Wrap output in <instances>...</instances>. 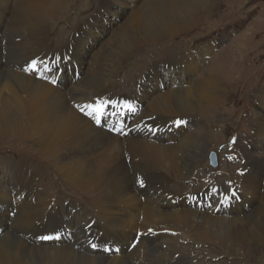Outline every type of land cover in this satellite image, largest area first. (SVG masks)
<instances>
[{
	"label": "bare ground",
	"instance_id": "1",
	"mask_svg": "<svg viewBox=\"0 0 264 264\" xmlns=\"http://www.w3.org/2000/svg\"><path fill=\"white\" fill-rule=\"evenodd\" d=\"M67 1L0 0V147L3 136L23 143L29 159L38 154L55 173L48 178L41 164L2 160L0 264H220L237 245L257 258L244 244L259 249L263 263L264 87L256 91L253 134L239 147L244 167L237 176L235 165L221 185L204 175L212 139L198 131L210 116L204 107H219L234 89L221 70H207L215 60L201 69L204 49L195 48L160 78L125 76L141 45L186 33L215 0H115V24L103 16L91 29L94 6L58 41L55 23ZM84 34L93 45L86 50L74 40ZM79 53L85 64L64 65ZM122 88L130 104L120 99ZM190 125L197 130L187 132ZM216 190L229 205L210 196Z\"/></svg>",
	"mask_w": 264,
	"mask_h": 264
},
{
	"label": "rangeland",
	"instance_id": "2",
	"mask_svg": "<svg viewBox=\"0 0 264 264\" xmlns=\"http://www.w3.org/2000/svg\"><path fill=\"white\" fill-rule=\"evenodd\" d=\"M126 2H129V0ZM94 6L98 9V15L93 22L88 23L89 26H92L90 27L91 29H96L97 26H101V19L103 16L111 20L112 24H115L118 20L115 14H113V9L116 11L117 8L115 0H68L65 7L58 12V19L55 23L57 25V30L54 34L55 39L58 41L65 40L67 38L66 31L78 27L81 24L80 18L82 14L89 11ZM109 9H111V13L107 11ZM126 10L125 8L122 9V11ZM171 36L172 35L167 34L164 35L161 41L149 42L141 45L140 48L137 49V52L130 58L131 64L125 69V76L132 77L136 75L139 77H150L152 75L151 73L154 72L158 75V78H160L164 73L163 68H167V66L172 64H178V60L192 57L196 54L194 53L195 48L198 51L204 49V53L202 51L203 54H201L200 57L202 58L200 60L201 69L206 66L209 67L213 63L212 59L215 60L213 66L207 70H215L216 72L217 69L218 71L221 70L225 80L231 83L234 89L228 96L227 101L219 107H204L210 116H202L205 122V130L198 131L207 132L210 137L209 139H212L209 140L210 143H208L211 147L209 154L213 153L216 157V165L212 166L209 160L206 161V167L211 165V173L209 176L218 178L219 183L224 184L225 179L228 180V177H231L230 174L235 173V165H239V168H237V176H240L244 164L239 154V147L240 144H246L249 136L251 137L253 134L252 127L256 124V113L261 107L259 101H257L259 95L256 91L259 87H264V0H215L208 9L199 12L198 23L189 31L181 33L175 38ZM88 38L89 36L84 34L82 40L79 36L74 40L78 39L80 42L86 44V50L87 47L91 48L93 46H89L91 38L89 40ZM62 47L61 45L59 49L62 50ZM206 47H208V52L205 51ZM79 54V59L72 56L73 59H69V62L64 63V65L67 64L70 68H72V66L75 68L80 64H85L83 56L87 55ZM175 58L178 60L174 61ZM210 61H212V63L208 64ZM197 74L198 72L194 75ZM70 75H72V71L66 73L67 82L70 79ZM142 84L143 80L135 84V86H138V96H140L144 90ZM121 92L122 95L120 99H122L124 103L130 104L133 102L134 98H130L132 94H127V89L122 88ZM221 114L223 115L222 120H218ZM133 117L134 116H130L129 120ZM187 118H181V121H183L181 126L184 125V120L190 121V119ZM147 122V125L152 124L149 121ZM174 129H177L176 124H174ZM195 129L197 130L195 125H190V128H187L186 131L189 132ZM3 140L7 141L2 143L0 147V164L3 167L5 163L2 160L13 158L12 160L17 163H24L34 167H38L41 164L44 169H47V177L54 173L52 167L48 166V169L44 164L46 162L38 158V154H34L36 159H29L28 157L31 154L25 152L23 143L18 144L14 140L10 141V137L4 136ZM260 149L261 148H259V151L262 150ZM262 154L264 155V153ZM202 158L203 160L205 159L204 156H202ZM197 161H201V159L198 158ZM254 162L255 166L259 163L256 162L255 159ZM165 166H167V164H165ZM259 175L264 179V163L261 174ZM189 176L191 178L194 177V173H189ZM51 180L54 182L57 181L56 178L55 180ZM193 183L197 190H203L201 181H193ZM233 185L235 186V182H233ZM60 195L63 196L62 194ZM200 229L201 227H197V230L200 231ZM239 250L240 248L237 245L232 254L224 255L225 258L216 261H219L220 264H264V262H260L259 249L255 253H251L248 250L247 244H244V250L247 254L256 255L257 258L254 259H252V257L247 258L246 254ZM190 254L193 253H187L186 256ZM152 263L159 264V258Z\"/></svg>",
	"mask_w": 264,
	"mask_h": 264
},
{
	"label": "snow or ice",
	"instance_id": "3",
	"mask_svg": "<svg viewBox=\"0 0 264 264\" xmlns=\"http://www.w3.org/2000/svg\"><path fill=\"white\" fill-rule=\"evenodd\" d=\"M35 66H36V62L33 61V64H32L31 67H32L33 69H35ZM53 82H54V81H53ZM86 107H91V106H86ZM127 107H128V109H129L130 111L132 110L131 105H128ZM80 110L83 112V111H84V108H81ZM86 114L89 115V116L93 115L92 112H88V113H86ZM95 122H96L97 124H99V123H100V119H99V118H96ZM182 123H183V121H180V120L175 121V124H176L177 126H179V125L182 124ZM230 158H231V157H230ZM232 196L235 197V196H236V193L233 192V193H232ZM228 199H229V197H227V196L224 197V200H225V201L228 200ZM43 239H50V237H43ZM93 247L95 248L96 245H93ZM105 250L107 251V249H105Z\"/></svg>",
	"mask_w": 264,
	"mask_h": 264
}]
</instances>
